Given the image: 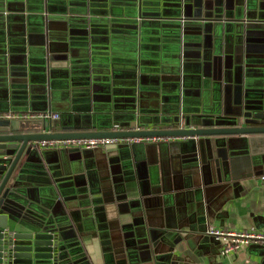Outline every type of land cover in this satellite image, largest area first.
Wrapping results in <instances>:
<instances>
[{"label": "crops", "instance_id": "crops-1", "mask_svg": "<svg viewBox=\"0 0 264 264\" xmlns=\"http://www.w3.org/2000/svg\"><path fill=\"white\" fill-rule=\"evenodd\" d=\"M0 89L4 116L52 110V131L201 127L238 106L263 111L264 0L0 2ZM244 141L37 145L8 186L21 219L61 234L57 264H264V242L222 254L206 234L264 229V162L247 159Z\"/></svg>", "mask_w": 264, "mask_h": 264}, {"label": "water", "instance_id": "water-1", "mask_svg": "<svg viewBox=\"0 0 264 264\" xmlns=\"http://www.w3.org/2000/svg\"><path fill=\"white\" fill-rule=\"evenodd\" d=\"M6 0H0L5 2ZM233 16L232 11L226 12ZM66 58L67 55H64ZM0 89V99L8 100L9 94ZM54 92H52V95ZM88 96H92L88 93ZM97 100V95L93 94ZM7 108H0V264H57L62 244L59 232L47 229L37 221L21 219L14 210V202H19L12 194L16 193L8 186V182L22 159L25 151L29 155L37 147L36 142L42 139L88 138V137H207L211 135H245L246 143L240 147L249 148L247 159L252 164L264 162V149L256 151L257 142L264 143V110L260 112L244 111L242 106L232 114L228 121H214L212 124H201V127L186 122H172L165 128H159L166 123H158L154 128L138 129L120 126L121 129H90L82 130V125L74 126L75 131H52L55 121L42 118H6ZM81 116V115H78ZM223 122V123H220ZM48 129V130H47ZM218 157L231 160L232 173L235 177V158H229L221 149ZM26 162V160H25ZM222 162V161H221ZM236 178V177H235ZM20 203V202H19ZM12 222L10 223V221ZM15 225L14 227H12ZM24 225L21 230L17 226ZM220 244V243H219Z\"/></svg>", "mask_w": 264, "mask_h": 264}, {"label": "built area", "instance_id": "built-area-1", "mask_svg": "<svg viewBox=\"0 0 264 264\" xmlns=\"http://www.w3.org/2000/svg\"><path fill=\"white\" fill-rule=\"evenodd\" d=\"M4 117H13L11 113H6ZM59 114L52 110L37 112L32 118H42L44 120L58 118ZM121 129L116 124L114 130ZM134 129H138L135 127ZM172 137H88V138H63V139H42L36 144L39 147H56V148H80L95 149L108 146L114 143H132L149 140H162ZM174 138V137H173ZM206 234L216 239L221 245V253L228 254L252 242H264V229L252 227L250 229L222 228L210 225Z\"/></svg>", "mask_w": 264, "mask_h": 264}, {"label": "trees", "instance_id": "trees-1", "mask_svg": "<svg viewBox=\"0 0 264 264\" xmlns=\"http://www.w3.org/2000/svg\"><path fill=\"white\" fill-rule=\"evenodd\" d=\"M220 123H223V122H220Z\"/></svg>", "mask_w": 264, "mask_h": 264}]
</instances>
